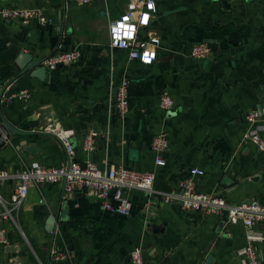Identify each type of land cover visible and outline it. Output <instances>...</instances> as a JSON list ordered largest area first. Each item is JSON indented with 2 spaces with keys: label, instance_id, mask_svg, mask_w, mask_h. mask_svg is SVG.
I'll use <instances>...</instances> for the list:
<instances>
[{
  "label": "crops",
  "instance_id": "obj_1",
  "mask_svg": "<svg viewBox=\"0 0 264 264\" xmlns=\"http://www.w3.org/2000/svg\"><path fill=\"white\" fill-rule=\"evenodd\" d=\"M134 0H0L2 5L43 8L49 21L0 18V123L14 131L0 148V168L22 170L36 161L44 166L66 163L61 143L45 132L47 125L72 128L74 160L84 163L82 141L89 129L98 132L92 161L100 168L123 164L154 173L158 191L181 192L180 180L191 167L194 189L224 196L237 204L251 198L264 202V152L241 141L245 112L264 103V0H155L156 10L141 37L160 39L150 64L130 59L127 51L108 44V22ZM211 48L205 59L190 58L191 46ZM78 48L74 63L42 70V61L58 50ZM41 70V73H37ZM122 77L130 81L129 112L120 119L114 89ZM26 89L27 100L4 101ZM166 93L173 108L165 112L159 97ZM264 126V120L262 121ZM44 129V130H43ZM166 135L165 164H155L153 137ZM264 137V130L262 131ZM30 146V148H28ZM16 182L0 183L8 199ZM130 214H112L82 190L66 194L59 184H29L17 227L7 223L9 243L0 245V264H132L130 251L139 246L145 264H244L242 223H220L213 214L192 213L177 201L125 191ZM63 198L53 230L50 204ZM153 233L147 223L161 224ZM264 233V224H255ZM14 244L12 251L7 246ZM66 253L54 260L50 248ZM264 264V240L255 244Z\"/></svg>",
  "mask_w": 264,
  "mask_h": 264
},
{
  "label": "built area",
  "instance_id": "obj_2",
  "mask_svg": "<svg viewBox=\"0 0 264 264\" xmlns=\"http://www.w3.org/2000/svg\"><path fill=\"white\" fill-rule=\"evenodd\" d=\"M73 1L79 6H84L94 0ZM155 10V0L132 1L123 14L108 22L109 46L127 51L130 59H136L143 64L152 63L156 58V49L160 44V39L157 35L150 33H147L146 37H141L139 29L149 26ZM0 18L18 20L22 25L28 24L32 19H36L41 24L49 21L43 8L15 5L0 6ZM210 54L211 48L204 42L194 43L189 51L190 58L195 60L205 59ZM79 56L78 48L58 50L43 59L42 64L45 69L50 71L59 65L76 62ZM129 87V79L122 77L114 89L113 105L120 119L125 118L129 112ZM29 97L30 93L26 89H20L6 95L4 101L27 100ZM159 106L165 112H169L173 108V99L168 94L163 93L159 97ZM262 113H264V107ZM244 117L246 127L241 141L250 143L258 151L264 152V137L262 135L264 118L260 117L257 107L248 109ZM44 129L45 132L53 135L61 143L67 155V161L56 166H44L32 161L24 169L17 171L0 168V183L16 182V186L8 199L0 196V245L9 243L7 223L14 224L16 227L18 225L17 215L27 195L29 184L37 186L59 184L66 194L74 190H82L86 195L94 197L101 209L112 214L129 215L130 201L124 193L129 190H139L146 195L143 210L147 214L151 211L152 196L157 195L164 202L177 201L181 208L188 212L213 214L221 217L227 224L240 222L245 229V244L238 252L243 257L244 264H262L255 244L264 240V233L255 229L254 226L255 224H264V202L251 198L237 204H231L222 195L196 191L193 177L204 174V171L198 167H191L187 175L180 180L181 192L158 191L153 187V172L135 170L123 164L110 165L102 169L89 160L80 163L73 158L74 145L71 137L74 135V130L72 128L47 125ZM97 137L98 132L95 129H89L85 133L82 141V149L85 153L93 151ZM167 146V138L163 132H159L153 137L151 149L155 154L154 162L157 166L165 164L163 153ZM50 256L54 260H63L67 255L52 246ZM130 261L132 264H145L141 247L136 246L130 251Z\"/></svg>",
  "mask_w": 264,
  "mask_h": 264
},
{
  "label": "water",
  "instance_id": "obj_3",
  "mask_svg": "<svg viewBox=\"0 0 264 264\" xmlns=\"http://www.w3.org/2000/svg\"><path fill=\"white\" fill-rule=\"evenodd\" d=\"M42 61H33L34 63H32L31 67L38 65ZM44 69H45V67L42 66V70H44ZM37 73H41V70H38ZM263 107H264V103H260L257 105V109L260 112L261 118H264V113H262ZM13 131L14 130L7 123H5V122L0 123V148H2L5 145L6 141H8L10 139V134ZM28 148H30V146H28ZM30 149H32V148H30ZM88 156H89V161H92V152H89ZM66 207H67V202L64 201L62 197H60V199H58L57 201H54L50 204L49 212H50L51 216L48 220V224H51V226L49 227L50 230H53V224L55 223V221H57L60 210H64V209H66ZM220 223L224 224L225 222H224V220H221ZM164 225H165V222H162L161 224H155V223H147L146 224V226L153 233L163 232V226ZM7 247L11 248L12 251L16 250V248H17L14 244H11ZM212 261H213V257L211 255H208L204 261H202V259H198L197 264H211Z\"/></svg>",
  "mask_w": 264,
  "mask_h": 264
}]
</instances>
